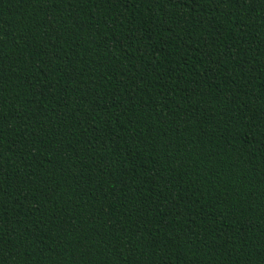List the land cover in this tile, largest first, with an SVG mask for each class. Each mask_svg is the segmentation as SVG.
Returning <instances> with one entry per match:
<instances>
[{
  "label": "trees",
  "instance_id": "1",
  "mask_svg": "<svg viewBox=\"0 0 264 264\" xmlns=\"http://www.w3.org/2000/svg\"><path fill=\"white\" fill-rule=\"evenodd\" d=\"M0 264H264V0H0Z\"/></svg>",
  "mask_w": 264,
  "mask_h": 264
}]
</instances>
